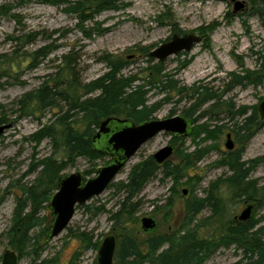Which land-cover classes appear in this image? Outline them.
I'll return each instance as SVG.
<instances>
[{
    "label": "rangeland",
    "instance_id": "1",
    "mask_svg": "<svg viewBox=\"0 0 264 264\" xmlns=\"http://www.w3.org/2000/svg\"><path fill=\"white\" fill-rule=\"evenodd\" d=\"M249 2L125 0L124 8L102 12L93 20L80 25L74 16L63 12L64 6L55 7L41 3L17 5L16 0L0 1V74L4 73V77H0V119L5 118L8 121L0 126H9L0 135V264L5 251L14 252L9 245V230L14 224L17 203L27 198V189H36L41 183L40 168L36 171H30V168L52 152L49 139L38 140L35 133L42 124L52 121L53 112L46 111L36 117L24 118L19 116L16 104L25 94L37 89L45 77L53 72L57 65L56 59L72 49L77 72L84 83L93 81L108 71L104 62L106 55L124 64L125 76L138 75L141 70H145L146 76L150 69L157 68L162 63L164 72L174 74L179 86L190 88L193 85H208L217 91V95H221L224 92L223 86L232 74L256 69V54H264V27L257 17L249 14ZM234 3L243 4V9L236 14H233ZM81 26L85 30L104 29V32L85 39L80 31ZM187 34L200 35L202 40L186 56L170 57L164 62L153 59L151 63L147 62L149 54L160 45L173 36ZM44 47H49V55L45 59L33 61V52ZM185 62L188 65L181 69L180 65ZM12 64L13 70L7 73L6 68L9 69ZM160 98L161 96L152 97L150 103ZM177 99L174 96L170 103L163 105L154 115L155 119L168 118L170 112H173V116L183 115V110L189 108L192 101L183 99L175 104ZM221 100L234 104V109L240 106L257 107L264 100V82L258 87L234 88L224 93ZM208 105L203 106L201 111H206ZM220 109L221 111L212 114H217L219 120H224L225 109ZM197 115L198 113L195 116ZM213 124L215 123H210L207 119H198L193 125L191 136L173 142L177 153L172 155L169 163L171 167L185 168L180 179L181 186L174 187L173 178L163 179L158 173L135 200L139 202V208L134 215L135 221L127 226V233L138 243H142L141 246L150 237L165 236L166 240L173 242L175 237L179 238L192 225H196L195 222H207L210 214L208 209L190 223V215L185 214L184 208L187 201L203 198L209 184L226 174V169L218 166V162L226 152L224 144L226 135L230 134L229 130H224L215 139H205L206 141L198 132L200 126L205 125L210 130ZM171 139L169 134L161 133L144 144L102 194L83 206H76L65 230L47 243L45 238L53 216L48 208L43 209L39 213L40 225L29 233V244L36 241L42 246L39 259L32 262V256L24 252L18 257V264H41L42 261H48L47 264H97V251L101 241L108 235H113L118 240L111 214L120 207L119 203L124 195L117 192L115 184L127 182L134 165L170 145ZM232 141L233 150L237 149L239 146L233 137ZM198 150L202 153L200 161H196L193 156ZM188 154H192L188 157L190 165L185 167ZM243 160H258L251 178L257 180L259 185H264V126L247 143ZM109 161L108 156L94 163L77 158L73 165H68L61 171L59 177L78 173L86 179L92 178ZM92 168L96 172L86 177L84 172ZM55 192L56 190H51L50 194ZM248 205L250 204L240 203L235 207L232 205L231 208H234L238 217ZM28 208L29 206L27 210ZM252 216L264 217V207L257 212L253 209ZM142 218L156 220L154 233L144 234L140 230ZM82 233L84 237H80ZM168 245L167 242L160 245L153 255L150 254L151 259H156ZM142 251L145 253L144 248ZM238 258L239 255L233 248L218 249L205 258L202 264H232ZM143 264L153 262L147 258Z\"/></svg>",
    "mask_w": 264,
    "mask_h": 264
},
{
    "label": "trees",
    "instance_id": "2",
    "mask_svg": "<svg viewBox=\"0 0 264 264\" xmlns=\"http://www.w3.org/2000/svg\"><path fill=\"white\" fill-rule=\"evenodd\" d=\"M16 1L17 5L41 3L55 7L64 6L63 12L74 16L80 25L93 20L102 12L118 11L126 6L125 0ZM249 1L251 5L249 14L257 17L264 27V0ZM80 31L85 39H90L93 34H102L104 29L85 30L81 26ZM48 49L49 47H44L34 51L32 60L45 59L50 52ZM73 54L71 49L56 59L57 65L53 72L45 77L37 89L25 94L16 104L20 117H36L37 114L46 111L53 112L54 117L49 124H42L35 133L38 140L49 139L52 147L48 157L37 161L30 168V171L40 168L41 183L36 189H27V198L17 203L14 224L9 230V245L18 253L17 257L25 252L26 255L32 256V262L39 259L42 246L36 241L30 245L29 233L40 225L39 213L47 208V201L52 196L50 191L57 189L56 183L61 171L68 165H73L77 158L94 163L105 156L92 147V137L100 123L110 117L129 119L134 123L155 119L154 115L161 107L177 96L175 104H179L183 99L192 101L182 114L192 120L193 125L198 119H207L210 123H215L210 130L205 125L200 126L198 132L204 136V140L215 139L224 130H229L239 147L222 155L218 166L225 168L226 174L209 184L205 196L185 203V214L190 215V223L205 209L210 212L207 222L202 220L195 222L196 225H192L179 238L175 237L173 242L166 240L165 236L150 237L144 246H141L142 243L128 235L127 226L135 221L134 215L139 208V202L135 200L145 185L160 173L163 179L173 178L174 187H179L185 168L171 167L169 161L158 165L151 156L134 165L127 182H119L114 186L117 192L124 195L119 203L120 207L111 214L113 228L118 234L115 263L143 264L149 258L153 264H202L205 258L218 249L233 248L239 258L232 264H264V217L252 216L242 222L237 219L234 208H231L232 205L235 207L244 203L252 205L254 212H257L264 207V185H259L257 180L251 178L259 162L243 160L247 143L264 126V120H260L254 106H240L234 109V104L221 100L224 93L234 88L258 87L264 82V54L262 52L256 54V69L232 74L230 80L223 86L224 92H221V95H217V91L208 85H193L190 88L179 86L174 74L164 72L162 63L159 67L150 69L146 76L145 70L138 72L140 73L138 75L125 76L124 64L108 55L104 57L108 71L97 79L84 83L77 72ZM147 62L151 63L152 59H147ZM187 65L188 62H185L180 68L184 69ZM9 69L6 68L7 73L13 70V64L9 65ZM0 77H4V73L1 72ZM159 96H161L159 100L150 103L152 97ZM207 104L208 109L201 111ZM220 107L225 109L224 120H219L217 114H212L221 111ZM172 116L173 112H170L169 117ZM7 122L5 118L0 119V125ZM192 132L193 127L189 136ZM182 139L185 138H172L171 144ZM193 154L196 161H200L202 157L200 150ZM191 155L186 156L185 167L190 165L188 157ZM95 172V168H92L84 172V175L89 177ZM169 205L171 206V203ZM84 236L83 233L80 234V237ZM166 242L169 243L166 250L152 260L150 254L153 255L160 245ZM90 243L89 241L88 244ZM143 248L145 253L142 251ZM47 263L48 261L41 262Z\"/></svg>",
    "mask_w": 264,
    "mask_h": 264
},
{
    "label": "water",
    "instance_id": "3",
    "mask_svg": "<svg viewBox=\"0 0 264 264\" xmlns=\"http://www.w3.org/2000/svg\"><path fill=\"white\" fill-rule=\"evenodd\" d=\"M242 9L243 4L234 3L233 14ZM200 42L201 37L193 34L173 36L168 42L153 50L149 57L164 62L170 57L190 53ZM256 109L260 120H264V100L257 105ZM8 127L0 126V135ZM192 127V120L184 115L151 119L141 123L115 117L102 121L92 137V147L97 152L108 156L110 161L106 166L99 168L92 178L84 179L80 174L72 173L58 179L56 192L47 201V208L53 216V221L45 241L48 242L64 231L74 215L76 206H83L92 198L102 194L129 160L149 140L161 133H167L171 138H187ZM233 146L231 136L227 134L224 148L226 151H232ZM173 151L174 148L171 145L164 146L152 155V159L156 164L161 165L172 156ZM183 194H185L184 191ZM253 209L252 205L246 206L237 219L242 222L247 221ZM140 227L142 232L152 233L156 223L152 218H142ZM117 243L118 240L113 235H108L101 241L97 251V264H116L114 259ZM1 264H18L16 254L5 251Z\"/></svg>",
    "mask_w": 264,
    "mask_h": 264
},
{
    "label": "flooded vegetation",
    "instance_id": "4",
    "mask_svg": "<svg viewBox=\"0 0 264 264\" xmlns=\"http://www.w3.org/2000/svg\"><path fill=\"white\" fill-rule=\"evenodd\" d=\"M201 40H202V39H201ZM180 55H181V56H184L183 53H182V54H179V56H180ZM230 136H231V139H232V135H231V134H230ZM170 145L174 148L173 144H170ZM226 152H227V151H226ZM174 153H175V148H174L173 154H174ZM173 154H172V155H173ZM151 157H152V156H151ZM171 157H172V156H171ZM171 157H170V158H171ZM170 158H169V159H170ZM169 159H168L167 161H169ZM164 163H165V162H164ZM161 165H162V164H161ZM152 219H153V218H152ZM141 220H142V219H141ZM153 220L155 221L156 226H157V222H156V220H155V219H153ZM140 226H141V221H140ZM140 230H141V227H140ZM155 230H156V228H155ZM155 230H154V232H155ZM154 232H153V233H154ZM143 233H144V232H143ZM144 234H152V233H144ZM16 256H17V255H16ZM17 261H18V257H17Z\"/></svg>",
    "mask_w": 264,
    "mask_h": 264
}]
</instances>
